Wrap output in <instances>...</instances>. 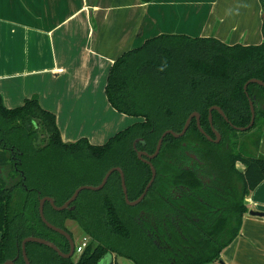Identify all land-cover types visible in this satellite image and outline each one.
Returning <instances> with one entry per match:
<instances>
[{"label": "trees", "instance_id": "trees-1", "mask_svg": "<svg viewBox=\"0 0 264 264\" xmlns=\"http://www.w3.org/2000/svg\"><path fill=\"white\" fill-rule=\"evenodd\" d=\"M259 1L263 12L264 0ZM262 29L264 33V22ZM251 78L264 82V40L258 44L228 43L214 35L183 33L147 38L114 60L105 86L110 105L139 120L103 144H92L86 137L64 142L55 114L41 106L36 95L8 108L0 94V264L17 255L16 263L25 264L21 241L29 235L46 238L63 252L69 251L68 240L40 218L39 201L44 196L62 205L78 186L97 185L111 167L120 166L129 198L138 197L151 172L137 157L136 139L142 138L136 144L138 149L151 153L165 130L180 131L194 111L200 114L202 126L208 127L212 105L220 106L234 125L247 126L251 120L248 97L256 117L246 131H261L264 87L250 83L245 91L244 84ZM212 119L225 139L230 133L238 139L236 130L218 112H212ZM183 142L197 150L200 144H211L194 121L184 136L166 135L153 159L156 179L135 206L125 202L117 171L102 189L81 191L73 209L54 210L46 202L44 214L49 222L67 229L65 221L74 220L90 240L76 261L73 256L63 258L48 246L29 242L26 252L31 264H98L107 254L124 256L134 264L221 260V251L239 235L247 206L240 200L219 204L203 195L195 174L180 164L185 159L179 154ZM219 154L218 166L222 167ZM226 156L232 168L237 162L243 166V170H235L243 198L264 179V156L232 150ZM213 208L217 211H211Z\"/></svg>", "mask_w": 264, "mask_h": 264}, {"label": "crops", "instance_id": "crops-1", "mask_svg": "<svg viewBox=\"0 0 264 264\" xmlns=\"http://www.w3.org/2000/svg\"><path fill=\"white\" fill-rule=\"evenodd\" d=\"M238 2L234 10L230 0H0L3 103L13 108L37 95L41 106L55 114L64 142L86 137L103 143L114 121L120 126L139 120L107 100L114 60L160 33L260 43V1ZM91 110L97 114L92 111L95 119L88 122ZM256 155L264 156V127ZM244 202L239 235L221 251V260L206 264H264V216L250 213L264 212V179Z\"/></svg>", "mask_w": 264, "mask_h": 264}, {"label": "flooded vegetation", "instance_id": "flooded-vegetation-1", "mask_svg": "<svg viewBox=\"0 0 264 264\" xmlns=\"http://www.w3.org/2000/svg\"><path fill=\"white\" fill-rule=\"evenodd\" d=\"M253 102V101H252ZM254 105V104H253ZM212 106H215V105H212ZM210 106V107H212ZM217 106V105H216ZM209 107V108H210ZM220 107V106H219ZM209 108H208V127H203L202 124H201V117H200V126L201 128L204 130L205 134H203L200 129L198 128V125H197V122H196V119L193 118L190 125L192 124V122L194 121L195 122V125L199 131V133L201 134V136L203 138H205L209 143H211L210 145H204V144H200L199 147H198V150L196 149L195 146H190L188 145L186 142H183L182 145L184 147L183 150H180L179 151V154L181 155H184L185 156V159L183 160L182 163H180L182 165V167L186 170H189L191 171L192 173L195 174L196 178L200 181V184H201V187H200V191L203 195H205L206 197L208 198H212L213 200H215V202L221 204L222 203H230L231 200L235 201L237 200V197H238V200L241 201V204H244L245 205V197L242 198V185H241V188L240 190H238V194H237V191L234 190L232 188V184L229 182L230 181V178L233 177V176H237V174L235 173V169L232 168V165H231V161H230V164H229V167L228 169L227 168H222L221 166L219 167L218 166V160H217V155L221 152H225V151H230V144L231 142L233 141H240V139H235V137L232 136V133L228 134L226 136V139L223 137L222 133H221V129L214 123L213 119L212 121L210 122L209 121ZM255 108V107H254ZM222 109V108H221ZM223 110V109H222ZM213 111H216L218 112L217 110H213ZM212 111V112H213ZM196 112V111H194ZM224 112V111H223ZM219 113V112H218ZM225 113V112H224ZM220 114V113H219ZM221 115V114H220ZM226 115V114H225ZM227 117V116H226ZM224 119V118H223ZM225 120V119H224ZM232 128H234L237 132V137H238V132H241V130H238L235 128V126L237 125H234L233 123H231V121H229V119L227 118V120H225ZM189 125V126H190ZM184 126V125H183ZM237 127H242V126H237ZM183 128V127H182ZM189 128V127H188ZM168 130V129H167ZM172 130V129H171ZM182 130V129H181ZM180 130V131H181ZM248 130V129H247ZM166 131V130H165ZM174 131V130H173ZM180 131H176V132H180ZM188 131V129H187ZM186 131V132H187ZM214 131H217L219 132V134L221 135V139L219 142H215V139L217 138L216 137V134ZM245 131V130H244ZM186 134V133H185ZM184 134V135H185ZM162 135V134H161ZM168 135V134H167ZM183 135V136H184ZM161 137V136H160ZM182 137V136H181ZM165 138V137H164ZM180 138V137H179ZM141 141L142 142V138H138L134 141L133 143V147L134 149L136 150V154L138 152H147L148 154H152L154 153L155 149L153 152H148L144 149H138L136 147V144L138 141ZM159 140V139H158ZM164 140V139H163ZM158 142V141H157ZM163 144V142H162ZM157 146V144H156ZM162 147V145H161ZM161 150V148H160ZM159 150V152H160ZM221 151V152H220ZM159 154V153H158ZM157 154V156H158ZM156 156V157H157ZM138 157V155H137ZM155 157V158H156ZM153 158V159H155ZM139 159V158H138ZM153 159H151V163L153 164ZM165 159L167 160V153H166V157ZM141 160V159H139ZM142 161V160H141ZM143 162V161H142ZM145 163V162H144ZM147 164V163H145ZM148 165V164H147ZM236 165V163H234V166ZM149 166V165H148ZM154 166V164H153ZM114 167V166H113ZM120 167V166H119ZM155 167V166H154ZM149 169H150V166H149ZM156 169V168H155ZM123 170V169H122ZM118 172V171H117ZM124 172V170H123ZM150 172H151V169H150ZM119 173V172H118ZM125 175V173H124ZM151 175H152V172H151ZM120 176V174H119ZM156 176H157V170H156ZM150 179H151V176H150ZM149 179V180H150ZM156 179V177H155ZM154 179V180H155ZM148 180V182H149ZM120 181H121V177H120ZM147 182V183H148ZM125 183H126V179H125ZM154 183V181H153ZM152 183V185H153ZM147 185V184H146ZM145 185V187H146ZM151 185V186H152ZM151 186L149 187L148 191L150 190ZM122 187V186H121ZM144 187V189H145ZM127 188V186H126ZM143 189V191H144ZM147 191V193H148ZM123 192V190H122ZM146 193V194H147ZM142 194V193H141ZM140 194V195H141ZM127 195H128V190H127ZM139 195V196H140ZM138 196V197H139ZM146 196V195H145ZM144 196V197H145ZM123 197H124V193H123ZM138 197H136L135 199H137ZM236 197V199H234ZM129 198V196H128ZM135 199H132V200H135ZM144 199V198H143ZM142 199V200H143ZM125 200V198H124ZM129 200H131L129 198ZM141 200V201H142ZM140 201V202H141ZM126 202V201H125ZM139 202V203H140ZM138 203V204H139ZM167 204V202H166ZM206 205H208L207 203H205ZM129 205V204H128ZM137 205V204H136ZM224 205V204H223ZM74 206V205H73ZM130 206H135V205H130ZM54 209V208H53ZM55 210V209H54ZM211 211H214L216 212L217 209L213 208ZM164 221L167 222V206L165 208V214H164ZM66 226V225H65ZM65 229V228H64ZM68 229V228H67ZM66 229V230H67ZM69 231V230H68ZM73 237V236H72ZM74 240V238H73ZM70 249V248H69ZM74 249H75V241H74ZM75 253H73L74 255ZM72 255V256H73Z\"/></svg>", "mask_w": 264, "mask_h": 264}, {"label": "water", "instance_id": "water-1", "mask_svg": "<svg viewBox=\"0 0 264 264\" xmlns=\"http://www.w3.org/2000/svg\"><path fill=\"white\" fill-rule=\"evenodd\" d=\"M262 20L264 22V11L262 12ZM250 83H257L261 86L264 87V82L259 80V79H256V78H251L249 79L245 84H244V90L246 91L248 85ZM249 104H250V110H251V120H250V123L247 125V126H243V127H237L235 126L236 129L238 130H241V131H244V130H247L249 128H251L255 122V117H256V114H255V108H254V105H253V102L251 100V98H249ZM213 110H217L221 116L227 120V117L225 115V113L223 112V110L221 109V107L219 106H212L209 108V121L211 122L212 121V111ZM195 118L196 119V122H197V125H198V128L200 129V131L205 134L204 130L201 128L200 126V114L198 112H192L186 119L185 123H184V126L182 128V130L180 132H176V131H173L171 129H168L166 131H164L161 135V137L159 138L158 142H157V146H156V149L154 151V153L152 154H148L147 152L143 151V152H138L137 155H138V158L141 159L143 162L147 163L149 166H150V169H151V172H152V175H151V179L149 180V182L147 183L144 191L142 192V194L135 200H129L128 198V195H127V188H126V183H125V175H124V172L122 170L121 167L119 166H114V167H111L104 175V177L102 178L101 182L97 185H93V184H81L80 186H78L75 191L73 192V194L62 204V205H57L55 203V200L53 197H50V196H44L40 199L39 201V215H40V218L42 220V222L48 227L50 228L51 230L63 235L67 240H68V243H69V246H70V249L68 252H63L53 241L51 240H48L46 238H43V237H40V236H34V235H29V236H26L25 238L22 239L21 241V251H22V256H23V259H24V262L25 264H31V261L29 260V257L27 255V252H26V244L29 243V242H35V243H39V244H43L45 246H48L50 248H52L53 250H55L58 255H60L61 257L63 258H70L72 257L73 253H74V240H73V237L71 235V233L62 228V227H59V226H56L54 225L53 223L49 222L47 220V218L45 217V214H44V206H45V203L46 202H49V204L52 206V208H54L55 210H63V209H73L74 206L72 205V203L75 201V199L78 197V195L80 194L81 191L83 190H100L102 189L105 184L107 183L110 175L114 172V171H118L119 174H120V177H121V186H122V190H123V193H124V198H125V201L127 204L129 205H136L138 204L143 198L144 196L146 195L149 187L152 185L155 177H156V169L155 167L153 166V164L151 163V159L155 158L157 156V154L159 153V150L161 148V145H162V142H163V139L164 137L167 135V134H171L173 137L175 138H179L181 136H183L192 119ZM215 134H216V139H215V142H219L220 139H221V135L219 134V132L217 131H214ZM251 214L253 215H259V216H264V212H258V211H250ZM18 258V255L13 258V259H8L6 260L3 264H17L16 263V260ZM107 257H104L103 259H101V261L98 263V264H102L103 261H107ZM112 260L113 258L111 257V260L109 262V264L112 263Z\"/></svg>", "mask_w": 264, "mask_h": 264}, {"label": "rangeland", "instance_id": "rangeland-1", "mask_svg": "<svg viewBox=\"0 0 264 264\" xmlns=\"http://www.w3.org/2000/svg\"><path fill=\"white\" fill-rule=\"evenodd\" d=\"M230 2H231V7H233V6L235 7L234 10L237 9L238 3H240V2H238V0H230ZM260 18H261V25H262L263 23H262L261 14H260ZM229 43H235V42H229ZM92 111L94 112L93 113L94 116L97 114L96 110H91L88 114L89 115L88 122H92L91 119H95L91 115ZM108 119L109 120L111 119L110 114H108ZM131 123H133V122H130V123L127 122V123L121 124L119 126V121H114V126L112 129L109 130L110 133H108L107 135H109L111 137V135L113 136L116 132L124 129L126 126L130 125ZM110 128H111V125H110ZM262 132H263V128L261 131H257V128H254L251 131L245 130V131L238 132V138L240 139V141H237V142L232 141L230 144V150H232L233 152H236V153L239 152L242 155L255 156L257 148H258V141L260 139ZM103 143H99V144H103ZM227 154H228V151L221 152L218 157H219V162L222 165V168L228 169L229 164H230V160L226 156ZM242 167H243L242 164L240 162H237L236 165L234 166V169L235 170H237V169L241 170ZM229 182L232 184L231 185L232 188L234 190H236L237 194H238V190H240V188H241V182H240L238 176L231 177ZM234 199H236V197ZM236 201H238V197H237ZM65 225L72 232L73 238H74V241L76 244H79L84 237H86L88 239V241L90 240V238L81 231V228L79 227L77 222H75L74 220H70V219L66 220ZM78 256H79L78 254H74L73 259L76 261ZM105 257H107L108 260L103 261L102 264H109L112 256L110 254H107ZM114 259L115 260L117 259L119 264H134L133 261H131L130 259H128L124 256H117V257L114 256Z\"/></svg>", "mask_w": 264, "mask_h": 264}, {"label": "built area", "instance_id": "built-area-1", "mask_svg": "<svg viewBox=\"0 0 264 264\" xmlns=\"http://www.w3.org/2000/svg\"><path fill=\"white\" fill-rule=\"evenodd\" d=\"M88 243V239L86 237H84L82 239V241L79 244L75 243V249H74V253L75 254H81V252L84 250V248L86 247Z\"/></svg>", "mask_w": 264, "mask_h": 264}]
</instances>
